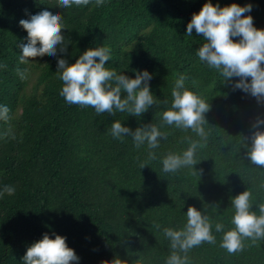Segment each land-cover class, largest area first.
I'll return each mask as SVG.
<instances>
[{
  "label": "trees",
  "instance_id": "16d2710c",
  "mask_svg": "<svg viewBox=\"0 0 264 264\" xmlns=\"http://www.w3.org/2000/svg\"><path fill=\"white\" fill-rule=\"evenodd\" d=\"M205 0H106L97 7L63 8L60 0H0V104L9 107L0 120V186L15 185L0 197V264H23L25 249L43 233L54 231L80 257L79 264H106L114 256L143 264H165L170 255L166 227H183L189 205L204 210L213 225L215 244L192 248L191 264H264V240L245 239L242 251L220 247L222 233L232 227L231 198L246 188L253 210L264 203V168L245 157L253 124L264 118V100L233 88L236 77H223L196 55L204 42L186 24ZM221 6L252 5L254 26L264 28V0H211ZM63 17V54L73 62L86 48L107 46L106 66L134 77L133 70L152 74L150 90L171 101L175 80L208 101L207 143L196 153L198 163L176 173L162 171L161 157L187 147L194 132L164 125L167 139L149 160L147 146L136 148L131 137L111 135L120 120L129 128L163 124V104L150 106L140 117L126 112L97 114L92 107L66 103L56 57L47 53L19 59L27 37L21 17L41 6ZM264 66V65H262ZM25 70L22 78L17 69ZM124 95V93H122ZM264 127V126H262ZM146 166L140 167L142 163ZM160 227L157 228L156 226ZM75 264V262H74Z\"/></svg>",
  "mask_w": 264,
  "mask_h": 264
},
{
  "label": "clouds",
  "instance_id": "9594fccd",
  "mask_svg": "<svg viewBox=\"0 0 264 264\" xmlns=\"http://www.w3.org/2000/svg\"><path fill=\"white\" fill-rule=\"evenodd\" d=\"M91 0H60V6L70 8L73 5L86 6ZM106 0H95L96 6H102ZM252 5L243 6L233 2L225 6L213 4L205 0L198 12H194L186 24V34L192 36L193 30L203 38V43L197 49L196 55L210 69L216 70L223 82L236 79L234 89L250 94L257 101L264 100V28L254 26L251 16ZM20 25L26 30L27 37L21 42L19 59L25 61L30 55L56 57L59 79L62 81L60 95L69 105L92 107L99 115L107 113L114 116L116 112H126L140 117L150 106L163 104L166 110L162 113L163 124L147 123L135 128H129L120 120L111 124V135L122 140L131 137L136 148L146 145L149 160L157 159L154 151L159 148L160 141L167 139V133L161 131L163 126H174L181 130H191L199 139L185 136L187 147L179 152L170 151L161 157L162 171L176 173L182 168H193L198 163L197 151L208 141L209 132L204 124L208 123L205 113L210 104L185 84L187 76L181 74L174 82L171 91V101H159L151 92L149 82L152 74L147 70H133L134 77L123 72L110 69L106 62L111 59V49L107 46L86 48L76 56L73 62L64 58L67 52L63 17L59 11L44 5L29 11L21 17ZM6 65L0 64V68ZM21 77L25 70L17 69ZM124 93V95H122ZM9 107L0 104V120H7ZM264 118H257L253 124L250 144L245 147V157L260 168H264ZM142 163L140 167L146 166ZM14 192L15 185L0 186V197L5 192ZM234 209L231 225L225 230L222 223L215 224V231L222 233L220 247L228 253L242 251L245 239L252 241L264 240V203L256 205L258 213L253 210V194L247 188L231 198ZM186 223L183 227H166L165 237L170 242V255L165 264H191L189 251L202 243L215 244L213 225L204 210L189 205L186 211ZM157 228L160 226L157 225ZM80 257L66 243V237L52 232H46L41 238L33 241L25 249L23 264H79ZM105 264V262H104ZM106 264H134L133 260L114 256ZM138 264H143L142 259Z\"/></svg>",
  "mask_w": 264,
  "mask_h": 264
}]
</instances>
